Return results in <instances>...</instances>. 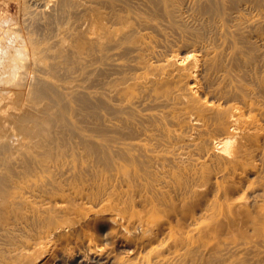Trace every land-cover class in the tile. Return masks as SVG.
Returning a JSON list of instances; mask_svg holds the SVG:
<instances>
[{
  "label": "bare ground",
  "instance_id": "1",
  "mask_svg": "<svg viewBox=\"0 0 264 264\" xmlns=\"http://www.w3.org/2000/svg\"><path fill=\"white\" fill-rule=\"evenodd\" d=\"M42 5L82 78L0 104V264H264V0Z\"/></svg>",
  "mask_w": 264,
  "mask_h": 264
},
{
  "label": "rangeland",
  "instance_id": "2",
  "mask_svg": "<svg viewBox=\"0 0 264 264\" xmlns=\"http://www.w3.org/2000/svg\"><path fill=\"white\" fill-rule=\"evenodd\" d=\"M33 2H35L34 4H33ZM39 2V3H38ZM43 4V0H41V2H40V0L38 1L37 0V2H36V0H0V22H2V23H0V47L1 46H3V47H6L7 48V50L9 51V50H11L9 53H10V55L12 56V58H13V55H15L14 57H18V55H16V54H14V52L12 53V50L14 51V50H21V48H25V49H22V50H24V51H22L23 52V54L22 55H24V56H21V53L22 52H20L19 53V58H18V61H19V63H18V61H17V57L14 59V61H17L16 63V65L18 66V67H16V72H15V75L16 76H14L16 79H14L13 80V82L12 83H6V81L5 80H7V76H9V74L8 73H3L2 72V70L0 69V75L3 73V74H5L4 76H3V74L1 75V77H0V104L4 107V105H5V107H6V109L7 108H9L8 106H11V105H15V106H19L18 108H21V109H25L26 107H27V104L29 105H31V103L32 102H29V101H27L26 99H28L30 96H28L30 93H31V89H32V85H33V77H39V78H41V77H43V79H45V80H47V81H49L50 80V82H54V83H58V84H60V82H61V84H77V83H80L81 82V78H82V75L80 74V75H78L79 73H75V72H79V71H77L75 68H73L72 69V71H71V68H72V66L70 67V69H69V67H68V65L66 64V62L64 61V59H63V57L59 54L60 53V49H59V47H57V46H59V43L58 42H60L63 38H61L62 37V35H63V33H61L62 31H60V29L61 30H66L67 29V27L69 26V25H71V24H73V22H74V19H73V17H71V16H69V18H65L66 19V21H65V19L63 20V22L61 21V22H59V20H57L56 19V21H54L55 19H54V17L51 19H48V18H46L47 16H46V14L42 11V9L44 8V6L42 5ZM37 7H36V6ZM39 5V6H38ZM43 7H42V6ZM38 7L40 8L39 10H41L43 13H42V15H44V16H40L41 15V11H40V15L38 16L37 14H38ZM35 8V9H34ZM38 10V11H37ZM44 10V9H43ZM49 10V8H47V11ZM74 11H76V8H73L72 9V12H74ZM37 12V13H36ZM34 15V16H33ZM35 15H37V16H35ZM32 17H37V18H32ZM44 17V18H43ZM10 18H13L12 20H13V22H12V20L10 19ZM29 19V20H28ZM35 21H34V20ZM48 19V21H46ZM69 19V20H68ZM73 19V20H72ZM4 20H6V22H7V24L8 25H6L5 26V24H4V26H3V23H5L4 22ZM8 20V21H7ZM39 20V21H38ZM49 20H52V21H49ZM73 22H72V21ZM32 21H34V22H32ZM69 21V22H68ZM72 23H71V22ZM31 22V23H30ZM37 22H40V24L39 23H37ZM55 22V23H54ZM65 22H67V23H65ZM11 23V24H10ZM41 23H43L42 25H41ZM47 23V24H46ZM49 23V24H48ZM54 23V24H53ZM36 24V25H35ZM54 25V27L52 28L51 27V25ZM62 24V25H61ZM66 24V25H65ZM30 25V26H29ZM38 25V26H37ZM50 25V26H49ZM2 26V27H1ZM32 26V27H31ZM35 26V27H34ZM44 26H45V28H44ZM50 28H49V27ZM55 26H56V28H55ZM62 26V27H61ZM67 26V27H66ZM12 27V28H11ZM65 27V28H64ZM9 28H11V29H9ZM28 28V29H27ZM30 28V29H29ZM57 29V30H55V29ZM1 29H2V31H1ZM5 30V31H4ZM10 30H11V33H10ZM14 30V31H13ZM50 30H53V31H50ZM54 30L56 31L55 33H54ZM6 31H8V32H6ZM2 32V33H1ZM34 32V33H33ZM47 32H49V33H47ZM6 33V35H4ZM7 33H9V34H7ZM51 33H53V35L51 34ZM60 33V34H59ZM48 34L50 35V36H48ZM62 34V35H61ZM42 35V36H41ZM7 36H11V37H7ZM32 36V37H31ZM61 36V37H60ZM8 39H7V38ZM16 38V39H15ZM18 38V39H17ZM21 38V39H20ZM31 38V39H30ZM33 38V39H32ZM42 38V39H41ZM53 38V39H52ZM58 38V39H57ZM6 39H7V42H6ZM11 39H14V40H11ZM8 40H9V42H8ZM42 40V41H41ZM53 40V41H52ZM60 40V41H59ZM2 41V42H1ZM14 41V42H13ZM36 41V42H35ZM57 41V42H56ZM13 42V44H11V43ZM40 42V43H39ZM53 42H54V45L56 44V46H54L53 45ZM6 43H7V45H6ZM49 44V45H48ZM9 46V47H8ZM11 46V47H10ZM15 46H16V49H15ZM20 46V47H19ZM13 47H14V49H13ZM39 47V48H38ZM55 47V48H54ZM19 48V49H18ZM45 50H43V49ZM48 48V49H47ZM19 50V51H20ZM36 50V51H35ZM42 50V51H41ZM48 50V51H47ZM59 50V51H58ZM34 51V52H33ZM39 51V52H38ZM46 51L50 54V55H48L47 56V54L48 53H46ZM24 52H26V53H24ZM54 52V53H53ZM57 52H59V53H57ZM12 53V54H11ZM39 53H40V55H39ZM55 53H57V55H55ZM54 54V55H53ZM35 55V56H34ZM41 55H43V56H41ZM54 57H53V56ZM45 56V57H44ZM56 56V57H55ZM21 57V58H20ZM23 57V58H22ZM25 57V58H24ZM33 57H35V58H33ZM38 57H40V58H38ZM51 57H53V58H51ZM59 57V58H58ZM37 58V59H36ZM44 58V59H43ZM50 58V59H49ZM58 59H59V61H58ZM61 59V60H60ZM63 59V60H62ZM36 60V61H35ZM57 60V61H56ZM7 61V63L6 62H4V65L3 64H1L2 66H5V65H8L9 63L8 62H10V60H6ZM23 61V63L21 64V62ZM38 64H36L35 62ZM40 61V62H39ZM41 61H42V63H41ZM50 61V62H49ZM54 61V62H53ZM62 61H64L65 62V64H66V66H65V64H64V62H62ZM33 62H34V65H33ZM61 62V63H60ZM6 63V64H5ZM26 63V64H25ZM52 63V64H51ZM63 63V64H62ZM21 65V68L23 67V70L22 69H19L20 67V65ZM25 64V65H24ZM43 64L44 65H46V66H43ZM61 64V65H60ZM42 65V66H41ZM63 65V66H62ZM24 66H26V67H24ZM62 66V67H61ZM1 67V66H0ZM34 67V68H33ZM38 67V68H37ZM45 67V68H44ZM58 67H59V69H58ZM2 68V67H1ZM43 68H44V72L42 71L43 70ZM47 68V69H46ZM57 68V69H56ZM62 70H61V69ZM19 69V70H18ZM51 69H53L54 71L56 70V72L59 74V75H63V74H61V73H65L64 75H63V77L65 78V79H63V80H61V81H56L52 76H51V74H50V72H48V71H51ZM64 69V70H63ZM20 71V72H18V71ZM42 72H41V71ZM67 72H66V71ZM74 70H75V72H74ZM22 71H24V72H22ZM33 71H34V76H33ZM36 71V72H35ZM46 71V72H45ZM28 73V74H27ZM44 73V74H43ZM71 73V74H70ZM18 74V75H17ZM27 75V76H25V75ZM31 76H30V75ZM37 74V75H36ZM69 76H68V75ZM70 75H72V76H70ZM77 75V76H76ZM51 76V77H50ZM75 76V77H74ZM3 77V78H2ZM18 77V78H17ZM19 77H21V79H19ZM32 77V78H31ZM74 77V78H73ZM68 78H70V79H68ZM80 78V79H79ZM75 79H77V80H75ZM17 80H18V82L20 83H18L17 82ZM23 80V81H22ZM66 80H68V81H66ZM70 80H73V82L71 81V83H70ZM3 81V82H2ZM14 81H16V83H18L17 84V86H15L16 85V83H14ZM30 81V82H29ZM77 81V82H76ZM21 82H22V84H21ZM26 82V83H25ZM74 82H76V83H74ZM30 83H31V85H30ZM12 85V86H11ZM14 86V87H13ZM19 86V87H18ZM27 90H30L29 92H27ZM9 92V93H8ZM29 93V94H28ZM4 95V96H3ZM26 95V96H25ZM26 97V98H25ZM12 99V100H11ZM8 101V102H7ZM15 101V104H13L12 102H14ZM9 102H10V104H9ZM17 102V103H16ZM4 105H3V104ZM7 103V104H6ZM9 104V105H8ZM22 105V106H21ZM2 106H0V111L1 112H3L4 113V111L6 110V109H4ZM26 106V107H25ZM1 109H3V111L1 110ZM10 110V109H9ZM25 111V110H24ZM23 111V112H24ZM3 113H1L0 115H1V117H2V115H3ZM15 133V134H14ZM14 133L11 135V136H9L8 138H6V142L8 143L9 141H11V142H9L8 144H10V145H16L17 143H19V141L21 140V139H23V137L21 136V134L19 135V133H16V131H14ZM18 134V135H17ZM15 135V136H14ZM16 135H17V137H16ZM21 137V138H20ZM14 138V139H13ZM18 140V141H17ZM14 142V143H13ZM12 143V144H11ZM100 245H102V246H104L105 244H104V242H100ZM108 247L109 246H111V244H108L107 245Z\"/></svg>",
  "mask_w": 264,
  "mask_h": 264
}]
</instances>
